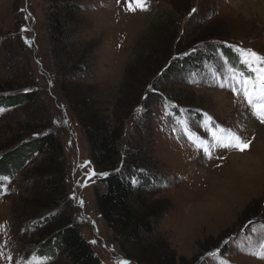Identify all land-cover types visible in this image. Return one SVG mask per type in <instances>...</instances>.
Returning <instances> with one entry per match:
<instances>
[{"label":"rangeland","instance_id":"rangeland-1","mask_svg":"<svg viewBox=\"0 0 264 264\" xmlns=\"http://www.w3.org/2000/svg\"><path fill=\"white\" fill-rule=\"evenodd\" d=\"M68 2L78 4L81 11L73 15L74 24L65 34L80 35L72 43L82 46V61L94 64L84 85L98 92L93 91L98 106L121 133L114 169L121 167L125 146L149 145L154 173L164 184L141 195L145 208L166 211L155 233L142 243L129 245L108 228L95 207L101 185L93 175L83 130L71 113L75 110H68L56 86H49L44 77L54 74L47 34L49 0H0V85H21L26 78L37 86L62 147V177L52 185L59 191L57 205L51 200L52 204L27 209L37 189L30 176L38 169L37 158L8 182L0 196V264H29L33 259L40 264H69L62 254L46 260L35 252L40 243L33 230L36 221L57 211L71 215L100 264H148L140 252L157 253L160 245H166L165 252L172 256L165 264H264V133H260L264 124L252 115L242 94L234 96L227 88L232 75L237 79L252 75L242 63L240 49L264 56V0H147L148 10L135 12L128 10L126 0ZM25 25L29 32L23 35L31 39L28 48L18 33ZM178 44L180 52L169 53ZM208 46L234 52L241 70L225 65L218 55L207 78L159 82L176 58L205 59ZM222 81L225 88L218 87ZM138 83L157 86L179 103L169 101L167 106L156 101L140 120L143 91L136 96L130 88ZM33 111L25 105L0 114V155L39 133L41 124ZM210 128L218 136L227 134L221 129L231 130L251 144L243 153L219 148ZM200 143L211 148L212 159L199 150ZM249 159L258 167L249 165ZM39 212L37 219L28 217Z\"/></svg>","mask_w":264,"mask_h":264},{"label":"trees","instance_id":"trees-1","mask_svg":"<svg viewBox=\"0 0 264 264\" xmlns=\"http://www.w3.org/2000/svg\"><path fill=\"white\" fill-rule=\"evenodd\" d=\"M68 1L49 0L52 12L47 22V34L54 74H52V78L45 74L44 77L46 76L49 86L52 88L56 86L57 94L65 100L68 110H75L74 113L72 111L71 113L83 130L96 181L101 185V189H97L95 193L94 203L97 211L108 228L120 240L129 245L142 243L144 238H149L155 233L166 210L157 212L154 209L145 208L146 199L142 198L141 194H146L148 188L164 184V181L160 175L154 173L156 166L149 157L152 149L149 145H141L137 148L125 146V156H123L121 167L118 171L114 169L120 156L116 148V141L121 137V133H118V126L113 128L110 126L104 116V111L98 106L95 97L98 92L93 90L96 92L95 95L91 88L84 85L86 79L89 76L92 77L94 64L91 61H82L85 57L81 52L82 46H79L80 44L75 46L72 43V40L80 39V35H77L76 32L70 36L65 34V29L70 27V24H74L72 23L73 15L81 11L78 4ZM28 32L29 26L27 25L18 29L25 48H28L31 42V39L23 35ZM207 49L210 53L205 59L199 55L176 58L162 73L159 82L169 79L188 81L193 77L207 78L209 71L213 69L217 61V58L215 61L214 57L218 55V59L223 57L225 65L241 70L242 67L238 66L240 62L237 63L238 59L236 55H233L234 52L227 50L224 46H208ZM173 51L180 52V44L175 48L173 46L169 53ZM41 66L43 68V65ZM24 79L25 82L21 85L12 86L9 83L7 85L5 83L4 86L0 85V114L9 109H18L29 105L34 108L33 112L41 124L38 129L40 128L41 131L38 130V134H33L36 136L32 137L30 141L19 142L18 146L0 155V183L3 184L0 196L8 182L26 167H29L37 158L39 159L38 169L34 170L33 175H30L34 182L37 181V189L32 194L27 208L31 211L36 208L37 204H52L51 200H54V204H56L59 191L56 186L52 187V185L55 180L62 177L60 166L62 147L55 130H53L54 124L48 115L49 110L46 108L42 96L39 95L37 86L29 82L28 79ZM130 79L134 81V79ZM138 84V87L131 86L130 88L134 89L136 96L143 91L139 99L143 104L140 120L145 114L149 115L147 109L156 101L167 106H169V101L179 103L172 96L169 97L163 91H159L160 88L157 86L146 88L147 84ZM145 91L146 94L143 96ZM134 104L135 102H132L127 105L126 109ZM117 121H120L121 124L118 125L122 126L123 121L121 119ZM35 131L36 129L32 132ZM32 170L33 168L28 172ZM45 172H47L46 175H44ZM104 173L107 175H102ZM132 179L135 180V184ZM50 207H54V205H50ZM57 212L58 214L49 215L36 221L33 230L40 238L39 246L35 249L36 254L46 260L55 259L58 254H62L69 264H100L92 248L73 225L71 215ZM38 214L40 212L28 217L37 219ZM165 251H167V246L160 245L157 253L153 254L142 250L140 256L149 259L148 264H165L169 259H172V256L167 255Z\"/></svg>","mask_w":264,"mask_h":264},{"label":"snow or ice","instance_id":"snow-or-ice-1","mask_svg":"<svg viewBox=\"0 0 264 264\" xmlns=\"http://www.w3.org/2000/svg\"><path fill=\"white\" fill-rule=\"evenodd\" d=\"M126 2L129 11L135 12L137 9L140 11L148 10L147 0H126ZM133 4H135V7H132ZM192 11L195 12L196 9H193ZM239 51L242 57H244L242 63L252 75H241L239 79H237L236 75H232L227 88L234 96L239 97L242 94L248 107L252 111V115L260 124H264V56L251 49H240ZM185 55H187V53ZM218 87L225 88L226 85L222 81ZM221 131H226L227 134L224 136H218L215 131L211 128L209 129L217 147L226 150H235L241 153L248 150L251 141H244L239 135L231 132V130L221 129ZM185 134L189 135L187 128H185ZM198 147L208 159H212L211 148L207 144L200 143ZM93 175H95V173H93ZM102 175H107V173ZM0 190H3L2 183H0ZM8 259L11 262L12 257H8ZM29 264H40V261L33 259ZM119 264H129V262L120 261Z\"/></svg>","mask_w":264,"mask_h":264},{"label":"bare ground","instance_id":"bare-ground-1","mask_svg":"<svg viewBox=\"0 0 264 264\" xmlns=\"http://www.w3.org/2000/svg\"><path fill=\"white\" fill-rule=\"evenodd\" d=\"M260 130H261L260 133H264V128H261ZM263 149H264V147H263ZM235 157L237 158V156H235ZM235 157H234V158H235ZM249 161H250V163H251V164H249V165H251V166H253V167H256V168L258 167V163H257L256 161L253 162V161H251V159H249ZM249 161H248V163H249ZM242 162H243L242 165H244L245 163H247V161H246L245 159H243ZM243 171H245V170H243ZM250 171H251V170H250ZM260 171H261V170H260ZM260 171H258V174H259ZM232 190H233V189H231V191H232ZM234 191H235V190H234ZM236 196H238V193H236ZM236 196H235V197H236Z\"/></svg>","mask_w":264,"mask_h":264}]
</instances>
